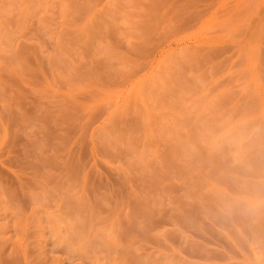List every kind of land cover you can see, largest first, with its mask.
<instances>
[{
  "label": "rangeland",
  "instance_id": "rangeland-1",
  "mask_svg": "<svg viewBox=\"0 0 264 264\" xmlns=\"http://www.w3.org/2000/svg\"><path fill=\"white\" fill-rule=\"evenodd\" d=\"M0 264H264V0H0Z\"/></svg>",
  "mask_w": 264,
  "mask_h": 264
}]
</instances>
